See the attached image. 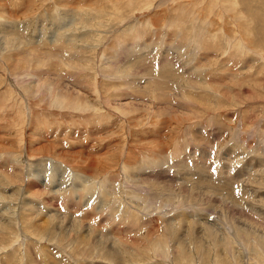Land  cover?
Listing matches in <instances>:
<instances>
[{
    "label": "rangeland",
    "instance_id": "374dc122",
    "mask_svg": "<svg viewBox=\"0 0 264 264\" xmlns=\"http://www.w3.org/2000/svg\"><path fill=\"white\" fill-rule=\"evenodd\" d=\"M262 259L264 0H0V264Z\"/></svg>",
    "mask_w": 264,
    "mask_h": 264
},
{
    "label": "bare ground",
    "instance_id": "6f19581e",
    "mask_svg": "<svg viewBox=\"0 0 264 264\" xmlns=\"http://www.w3.org/2000/svg\"><path fill=\"white\" fill-rule=\"evenodd\" d=\"M225 177V176H224ZM231 179V178H230ZM225 182V181H224ZM223 182V183H224ZM223 186V185H222ZM35 191V190H34ZM220 197V196H219ZM64 218V217H63ZM184 218V217H183ZM155 220V219H154ZM176 222V221H175ZM44 225V224H43ZM211 225V227H214L213 226V224H210ZM44 227V226H43ZM171 229H173V228H170L169 230H171ZM175 229V228H174ZM81 232V231H80ZM167 233H168V231H167ZM171 233V232H170ZM85 234V233H84ZM241 235V234H240ZM75 237V236H74ZM80 237V236H79ZM89 237V236H88ZM179 237V236H178ZM84 239V238H83ZM89 239H90V237H89ZM76 240V239H75ZM103 242V241H102ZM159 243H161V242H159ZM84 244V243H83ZM101 244V243H100ZM107 244V243H106ZM108 246V245H107ZM216 246V245H215ZM218 246V245H217ZM263 246V245H262ZM261 247V246H260ZM107 248V247H106ZM111 248H112V246H111ZM111 248H109V250H111ZM115 248V247H114ZM118 248V247H117ZM106 250V249H105ZM104 250V251H105ZM115 250V249H114ZM118 250V249H117ZM107 251V250H106ZM103 251H101V253H102ZM110 253H111V251H110ZM263 254V253H262ZM111 255V254H110ZM218 256V255H217ZM217 258V257H216ZM221 260V259H220ZM227 260V259H226ZM235 260V259H234ZM233 259H231L230 261L232 262V261H234ZM243 261V260H242ZM219 262V261H218ZM237 262V261H236ZM253 263V262H252ZM261 263V262H260ZM262 264H264V260L262 259Z\"/></svg>",
    "mask_w": 264,
    "mask_h": 264
}]
</instances>
